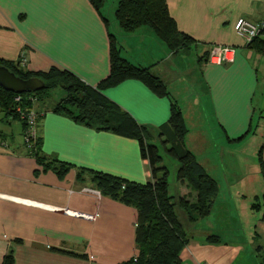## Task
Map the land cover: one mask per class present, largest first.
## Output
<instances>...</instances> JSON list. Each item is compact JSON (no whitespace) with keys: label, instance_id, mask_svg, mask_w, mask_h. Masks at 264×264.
<instances>
[{"label":"crops","instance_id":"1","mask_svg":"<svg viewBox=\"0 0 264 264\" xmlns=\"http://www.w3.org/2000/svg\"><path fill=\"white\" fill-rule=\"evenodd\" d=\"M165 1L178 31L196 42L199 56L212 45L235 49L230 64L209 65L203 60L200 65L216 134L229 147L243 143L255 114L264 59L247 50L233 24L239 18L264 21V0ZM116 2L105 0L107 12L115 11ZM102 18L106 19L88 0H0V61L19 63L23 53L21 68L28 72L64 69L95 87L109 75L111 31ZM116 30L121 32L115 37L121 57L159 77L166 51L152 32L141 28L134 35H124L117 24ZM102 94L141 126L158 129L169 118L168 98L158 97L140 81H124ZM44 105L36 106L43 112L37 127L38 155L70 167L59 175L39 164L23 144L21 123L19 132H14L10 130L13 120L4 115L0 119V264L7 254L12 255L13 264H123L136 258L134 208L105 195L82 193L83 188H94L90 177L83 175L79 181L77 175L93 171L146 183L147 164L137 141L96 131L53 112L54 105ZM262 147L264 162V142ZM196 159L217 182L219 193L210 215L192 226L193 236L181 252V264H254L255 246H264V219L262 209H252L253 204L242 211L238 208L237 202L250 196L246 177L227 183V207L218 200L223 188L211 173L216 159L199 155ZM220 174V180L227 182L225 172ZM177 184L180 197L196 201V192L187 183ZM261 188L263 193V179ZM258 197L254 196L257 201ZM209 235L217 236L220 243H207Z\"/></svg>","mask_w":264,"mask_h":264},{"label":"trees","instance_id":"2","mask_svg":"<svg viewBox=\"0 0 264 264\" xmlns=\"http://www.w3.org/2000/svg\"><path fill=\"white\" fill-rule=\"evenodd\" d=\"M100 15L105 0H88ZM108 31L109 21L102 18ZM114 21L124 35H134L139 29L147 28L155 38L169 50H197L196 42L188 35L178 31L174 20L170 17L165 0H117ZM109 38V75L91 87L79 80L71 72L52 67L46 72H28L19 63L0 61L21 79L38 78L44 88L37 92L20 94L21 103L14 101L16 94L0 87V112L4 118L21 123L23 132L25 124L16 113L17 106L25 107L30 103L27 97L33 95L38 105H43L51 98L53 91L61 90L63 97L53 108V112L62 113L77 123L84 124L96 131H106L134 139L139 145L140 157L147 164L149 180L144 184L124 181L111 175L80 171L77 180L82 181L83 175L90 177L94 190L100 195L134 208L136 224L134 243L138 250L136 258L123 264H181L182 250L189 244L193 234L192 226L206 219L217 199L219 189L217 182L199 164L192 152L185 148L184 137L186 126L182 113L170 97V93L159 77L149 69L135 66L121 57L114 34L108 31ZM247 50L260 55L264 59V43L254 40L246 46ZM208 50L203 49L202 60L207 61ZM127 80L142 82L158 97H166L170 102L169 118L161 128H151L137 124L133 118L122 111L113 102L103 96L106 89L116 87ZM25 97V98H24ZM43 112L39 111V114ZM42 115L39 116V120ZM250 131V130H249ZM158 141L160 142L158 144ZM40 139L29 151L36 161L59 175H64L70 166L53 161L47 162L38 155ZM26 148V147H25ZM163 155H162V154ZM263 147L257 152V164L263 179L261 204H253L252 209H262L264 219V162ZM164 157L176 161L177 182H185L196 192V201L190 203L168 190L166 167L162 165ZM209 244L220 243L217 236L206 237ZM256 243V237H252ZM257 264H264V246L257 244L254 248ZM2 264H13V257L7 254Z\"/></svg>","mask_w":264,"mask_h":264},{"label":"rangeland","instance_id":"3","mask_svg":"<svg viewBox=\"0 0 264 264\" xmlns=\"http://www.w3.org/2000/svg\"><path fill=\"white\" fill-rule=\"evenodd\" d=\"M113 1L114 0H107L108 4H113ZM113 9L114 8H112V12L111 10L107 12L104 1V5L101 7L100 11L109 21L111 33L115 34V37H120L119 34H121V32L116 30ZM115 42L117 44V38H115ZM162 46L165 48L166 58L163 60L165 64L163 70H161L159 74V78L168 88L170 97L182 113L186 126V134L184 137L185 148L192 152L195 157L199 155L204 158H211L212 156L216 159V164L214 165L216 170L213 167L211 173L219 179L220 186L223 188L222 195L220 193L218 197L221 204L227 207L229 206L227 205L228 203H225V200L229 202V195L226 190L228 188H226V185L227 183L230 185L233 181H237L240 176L242 177V179H240L241 181L246 177V192H248L250 196L246 200L241 201V203L237 202L238 205L241 204L238 208L242 211V207L245 205L248 208L250 204L261 203L262 177L257 164L256 154L264 142V93H262L263 95L260 93V91H264V75L259 71L260 87L254 98L255 114L251 122L249 134L243 143L229 147L222 143V139L216 134L215 126L211 123V116L206 101V92L202 84L200 65V60H202L200 56L202 54L199 56L198 50L194 48L188 51H173L171 49L169 50L164 44H162ZM62 97L63 93L61 90L53 91L51 98L44 106L51 107L60 101ZM2 117L3 113L0 112V119ZM19 124V121H13L10 130L19 132ZM13 127L14 129H12ZM159 143L158 141V144ZM162 165L166 167L168 172L167 183L169 194L174 195L176 185H178L175 179L177 170L176 161L164 157ZM222 172H225V175L228 176H225L227 182L225 180H223V182L220 180V173ZM254 196H259L258 201ZM229 240L234 239L229 238ZM252 257L254 259V264H256L257 259L255 253H252ZM242 258L243 257H241V259Z\"/></svg>","mask_w":264,"mask_h":264},{"label":"built area","instance_id":"4","mask_svg":"<svg viewBox=\"0 0 264 264\" xmlns=\"http://www.w3.org/2000/svg\"><path fill=\"white\" fill-rule=\"evenodd\" d=\"M233 29L237 35L243 38L245 46L251 44L254 40H260L264 43V21L252 23L244 18L237 19L233 24ZM235 49L230 46L212 45L208 48L207 61L209 65H223L230 64L234 61ZM24 54L20 55V66L24 65ZM25 98V97H24ZM23 97L16 95L14 98L15 103H21ZM29 106H17L16 113L25 124L23 132V144L26 149L30 150L33 143L37 139V127L39 122V111L37 110V100L33 95L27 97ZM82 193L99 195L96 190L83 188ZM87 219H92V216H83Z\"/></svg>","mask_w":264,"mask_h":264},{"label":"water","instance_id":"5","mask_svg":"<svg viewBox=\"0 0 264 264\" xmlns=\"http://www.w3.org/2000/svg\"><path fill=\"white\" fill-rule=\"evenodd\" d=\"M0 87L5 91L20 95L40 91L44 88V83L38 78L21 79L0 65Z\"/></svg>","mask_w":264,"mask_h":264}]
</instances>
